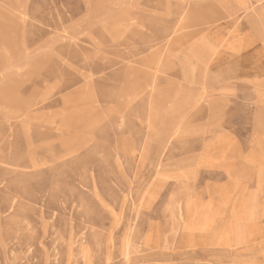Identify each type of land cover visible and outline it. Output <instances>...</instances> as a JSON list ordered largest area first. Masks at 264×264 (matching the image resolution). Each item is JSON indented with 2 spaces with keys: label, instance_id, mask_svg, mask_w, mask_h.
I'll use <instances>...</instances> for the list:
<instances>
[{
  "label": "rangeland",
  "instance_id": "374dc122",
  "mask_svg": "<svg viewBox=\"0 0 264 264\" xmlns=\"http://www.w3.org/2000/svg\"><path fill=\"white\" fill-rule=\"evenodd\" d=\"M0 264H264V0H0Z\"/></svg>",
  "mask_w": 264,
  "mask_h": 264
}]
</instances>
